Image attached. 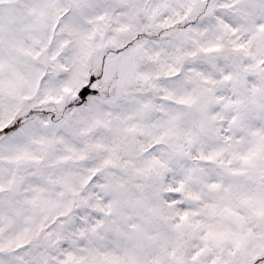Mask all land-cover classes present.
<instances>
[{
  "label": "snow or ice",
  "instance_id": "snow-or-ice-1",
  "mask_svg": "<svg viewBox=\"0 0 264 264\" xmlns=\"http://www.w3.org/2000/svg\"><path fill=\"white\" fill-rule=\"evenodd\" d=\"M0 264H264V0H0Z\"/></svg>",
  "mask_w": 264,
  "mask_h": 264
}]
</instances>
